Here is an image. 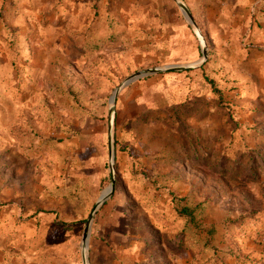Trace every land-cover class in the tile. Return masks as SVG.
Listing matches in <instances>:
<instances>
[{"label":"rangeland","instance_id":"1","mask_svg":"<svg viewBox=\"0 0 264 264\" xmlns=\"http://www.w3.org/2000/svg\"><path fill=\"white\" fill-rule=\"evenodd\" d=\"M181 1L194 9L203 0ZM88 3L85 15L78 4L53 14L48 3L23 29L7 27L0 264H83L86 220L111 181V97L138 71L195 60L203 65L188 79L167 71L119 90L115 189L93 215L88 264H264V36L232 30L229 52L231 40L204 30L200 50L173 0ZM253 9L250 25L264 0ZM228 54L237 57L233 78ZM208 80L228 106L217 104ZM180 199L202 205L215 249L185 227Z\"/></svg>","mask_w":264,"mask_h":264},{"label":"crops","instance_id":"2","mask_svg":"<svg viewBox=\"0 0 264 264\" xmlns=\"http://www.w3.org/2000/svg\"><path fill=\"white\" fill-rule=\"evenodd\" d=\"M258 1L259 0H203L201 4H196L194 9L184 4L191 13L201 35L204 30H208V32L211 33V38L223 39L222 43L231 40L230 44H227V51L236 52V48L233 50L231 46L233 41V35L231 34L232 30H235L233 32L236 36L237 30L241 32L242 29L250 28L253 37L259 42H262V37L264 36V13H257V15L254 16L256 22H254L253 25L249 24L250 17L255 11L253 6L257 4ZM88 2H90V0H0V51H7V27L23 29L20 25L24 22V18H27V15L30 16L33 11L41 15L45 12L44 6L50 3L53 8V14L57 13L61 15L65 13V11L70 14L69 9H73V7L70 8V6L72 4H78L80 5V9H87V11L82 13V15H85L90 13L89 6L87 5L89 4ZM11 11L13 13H11ZM261 21L263 25H260ZM57 33L60 32L57 31ZM224 45H226V43H224ZM199 49L202 50V47L200 46ZM186 51L187 53H192V47H187ZM226 58L228 61L225 66L227 74L231 76V78L236 77V72L232 69L235 65L233 66L232 64H236L237 57H231L230 54H228ZM239 58L238 56V59ZM194 62L195 65H193ZM194 62L187 61L184 63L185 65L178 66L184 67L182 71L171 70L170 74H175L171 76H179V78L188 79L191 72L196 71L195 69L203 65V61L198 62V60H195ZM236 66L238 68L237 64Z\"/></svg>","mask_w":264,"mask_h":264},{"label":"water","instance_id":"3","mask_svg":"<svg viewBox=\"0 0 264 264\" xmlns=\"http://www.w3.org/2000/svg\"><path fill=\"white\" fill-rule=\"evenodd\" d=\"M177 7L179 8L181 14L183 15V17L185 18V20L188 22V24L193 28V30L195 31L199 41H200V45L202 47V50H204V42L202 41V37L201 34L195 24V21L193 20L191 13L189 12L188 8L186 7V5L181 1V0H173ZM203 56H205V53L203 52L202 54ZM184 69V67H178V66H165L162 68H151V69H145V70H141L138 71L136 73H134L133 75H131L130 77H128L120 87H118L113 96L110 99V103H111V107L108 110V123H107V135H108V149H109V172L111 175V181H110V186L107 188V190L100 196L98 202L95 205L94 210L92 211V213L90 214V216L88 217V219L86 220V224L84 227V231H83V235H82V262L83 264H88V253H87V248H88V240H89V234H90V225H91V221L93 218V215L95 213V211L109 198L112 196L113 191L115 189V179L113 176V158H114V151H113V147L111 144V132H112V126H113V119H114V105L116 102V98L117 95L119 93V90L123 87L128 86L130 83L139 80L141 78L150 76V75H155V74H160L166 71H182Z\"/></svg>","mask_w":264,"mask_h":264},{"label":"trees","instance_id":"4","mask_svg":"<svg viewBox=\"0 0 264 264\" xmlns=\"http://www.w3.org/2000/svg\"><path fill=\"white\" fill-rule=\"evenodd\" d=\"M210 85L211 91L215 100L219 106H228L225 103L224 96L222 91L216 86L214 81H207ZM183 199L178 201V205L176 207V213L179 218H181L185 227L193 232V237L201 238L206 246L213 248V239L217 232L216 227L214 225H206L204 220L201 218V204H197L195 206L189 205L187 202H182ZM238 222L237 220L234 223ZM227 256V255H225Z\"/></svg>","mask_w":264,"mask_h":264}]
</instances>
